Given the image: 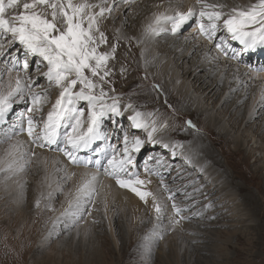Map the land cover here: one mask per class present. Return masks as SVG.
Returning a JSON list of instances; mask_svg holds the SVG:
<instances>
[{"label": "bare ground", "instance_id": "bare-ground-1", "mask_svg": "<svg viewBox=\"0 0 264 264\" xmlns=\"http://www.w3.org/2000/svg\"><path fill=\"white\" fill-rule=\"evenodd\" d=\"M89 2L99 5L104 0H89ZM207 2L226 5L223 11L227 13L232 7L248 9L252 4L258 3V0H207ZM107 3L112 6V11L110 15L105 14L106 18L101 21L100 27L108 42L101 45L99 51H110L111 46L114 45L111 40L115 37H118L121 44L129 42L132 47L139 49L142 59L145 60L144 67L162 79V83H165L170 90L184 98V102L197 113L206 117V125L213 128L207 131L208 140L213 141L212 132H215L219 140L229 141L235 150H244L250 156L259 152L261 155L259 165L264 169L262 138L264 119H261L259 126L256 124L255 127L263 132L261 136L253 129L254 123L247 126V123L255 121L264 111V100L261 99L264 92V64L260 63L264 60V47H258L263 51L260 57L255 51L254 54L258 59L253 62L246 56L251 54H246L239 61L231 59L230 50L225 56L215 47V44L220 42V37L223 36L233 48L239 42L232 40L231 34L223 28L211 42L200 35L197 24L199 5L196 4V0H115V3L113 0H107ZM189 7H194L197 15L176 33L171 32L170 23L162 22L157 35L145 34L147 26L153 22L156 15H173L175 11H187ZM18 11L20 9L9 10V14ZM17 48L20 46L13 45L8 52ZM121 52L125 51L121 50ZM17 54L21 60L24 58L29 60L28 76L36 78L39 72L47 70L45 63L41 62V67L38 66L37 71L36 61L40 60L39 57H33L31 61V56L25 57L22 48ZM110 61H116V58ZM9 67L11 64H5L3 58H0V83L7 82ZM17 70L13 69V77ZM20 75L23 76L24 73L20 72ZM107 79L116 84L117 78L110 75ZM40 88L47 89V101L41 110L34 114V119L42 125L59 96L60 89L54 85L49 86L45 78ZM230 100L232 101L229 102ZM120 103L122 109L128 104L127 101ZM142 104L133 105L142 112ZM222 105L224 109L221 111L219 109ZM29 106L27 98L21 101L16 97L13 107L0 120V156L8 147V143L18 140L23 144V159L20 161L23 170L8 181L4 180L5 174L0 173V201H2L0 222H8V231L16 232L15 236L20 242H22L19 236L21 232L31 235L36 254L37 251L45 250L43 255H36L41 264H68V261L70 263L75 259L68 257L75 256L76 252L82 256L80 258L82 264H93L94 261L97 264H104L108 258L104 252L108 249L109 243L112 245V250L121 255L123 246L118 234L122 232L126 244L132 247L138 235L144 233L147 228L150 229V237L143 236L139 239L141 242H138L145 244L146 247L153 246L157 252L156 256L166 258L170 264H182L183 258L187 259L186 264H191L190 256L195 250L211 254L214 259H221L222 256L227 258V242L232 243L233 238L239 233L244 236L249 233L251 219L245 211L240 194L229 179V177L234 179L236 176L234 172L230 175L227 171L221 170L217 154L206 145L204 137L201 138L198 132L202 130L197 123L195 124L199 131H190L188 134L192 137L191 145L173 138L167 129L157 134L158 138L163 137L165 142L170 139L183 144V148L175 149V155L172 148L166 150L160 145L151 144L143 148L139 155L134 154V168L131 171L141 179L150 181L142 187V190L156 196L162 209L157 216L151 196L147 197L145 202L130 189L118 186L115 177L105 174L103 165L106 164L107 156L101 150L106 149L110 155L112 151L110 145L115 144L119 151L123 140V136L117 140L111 134L103 132L105 120L102 126V135L105 138L99 140L100 148H95L96 141L91 148L77 153L82 161L92 159L93 163L87 166L83 163L73 164L61 150L64 146V133L68 130L67 125L59 129L56 145L43 148L32 143V138L27 135L26 130L21 131L27 126ZM78 107L84 109L81 120L86 130L88 105L86 102H80ZM229 110L228 115L226 111ZM233 110L237 111L242 119L237 120L236 117H232ZM131 114L126 112L121 120L126 132L129 136L139 135L141 138H146L143 130L131 127L130 121L127 120V116ZM145 118L154 119L147 116ZM162 123L157 121L158 126ZM156 147L157 155L154 151ZM148 149L150 151L144 163L141 162V167H138L140 166L137 162L138 157ZM217 149L225 156L222 147ZM158 155L167 156L171 161L170 165H174L173 169L185 175L186 179H192L191 185L186 186L190 189L188 193L180 192L183 182L174 184L177 182L171 178L174 174L168 179L163 178L168 177L165 176L168 168L163 172L166 167L157 160ZM96 159L101 161L99 167L95 165ZM29 160L31 162H28ZM145 169L149 171L146 172ZM92 174L96 175L95 192L81 200L75 217L64 214L70 204L75 206L77 188L82 182L90 179ZM169 196L173 199H169ZM181 197H185L186 201ZM37 200L41 202L39 208L36 206ZM173 200L183 209L180 216L184 219L175 216L172 209ZM183 206H186L185 209L193 208L190 212H185ZM39 216L40 218L37 219ZM220 216L224 217L223 220H211ZM174 218L179 220L178 224L173 223ZM44 219L47 221L49 219L50 223L42 227ZM34 225L39 226L35 237L32 236ZM68 230L67 235L59 238ZM221 232H226V239L221 238ZM149 238L151 241L147 240ZM200 247L202 250L199 249ZM210 261L203 260L202 263L214 264Z\"/></svg>", "mask_w": 264, "mask_h": 264}, {"label": "snow or ice", "instance_id": "snow-or-ice-1", "mask_svg": "<svg viewBox=\"0 0 264 264\" xmlns=\"http://www.w3.org/2000/svg\"><path fill=\"white\" fill-rule=\"evenodd\" d=\"M196 4L199 5L197 24L200 35L211 42L223 28L231 34L232 40L241 45L240 49H235L221 36L215 47L225 56L230 50L231 59L239 61L246 54L255 52L258 47H264V0H258V3L244 10L232 7L227 13L223 11L226 7L224 4L208 3L207 0H196ZM14 9L20 11L9 14V10ZM111 11L112 6L107 0L99 5L90 3L89 0H0V58H3L5 64H11L7 69V82L0 83V120L13 107L16 97L21 101L27 98L30 104L27 109V126L21 131L26 130L27 135L32 138V143L43 148L56 145L59 129L67 125L68 130L64 133V146L61 150L71 163H83L87 166L93 163L92 159L82 161L77 153L91 148L94 142L105 138L102 135L105 119L115 121L118 117H124L126 112H131L132 114L127 116L131 127L143 130L146 138L139 135L129 136L125 132L119 151L115 144L110 145V155L106 149H102L107 156L103 170L108 176L115 177L118 186L130 189L141 200L146 202V198L151 196L154 210L159 216L162 209L156 196L142 190L150 181L141 179L131 171L134 168V154L140 153L151 144L160 145L166 150L172 148L175 155V149L183 148V144L170 139L165 142L163 137L158 138L157 134L169 127L167 121L158 126L156 119L145 118L152 117L153 113H142L132 103L122 109L119 97H109L108 92L104 90L105 85H111V81L107 79L113 71L109 67V61L115 58L117 46L112 45L110 51H99L100 46L108 42L100 24L106 18L105 14L110 15ZM196 15L194 7H189L187 11L177 10L173 15H156L153 22L147 26L145 34L157 35L162 22L170 23L171 32L176 33ZM13 45H19L20 48L9 53L8 49ZM21 48L25 57L40 58L36 61L37 71L41 62L45 63L47 70L39 72L36 78L28 76L29 60H21L17 54ZM13 69H18L15 77L12 75ZM20 72L24 75L21 76ZM40 77L45 78L49 86L54 85L60 89L59 96L42 125L34 119V114L39 112L47 101V89L40 88L37 83ZM155 87L158 89L159 85ZM111 90L114 91V85ZM109 99L111 103L108 102ZM261 99L264 100V92ZM80 102H86L88 105L86 130L81 120L84 109L78 107ZM165 104L167 105V101ZM173 111L175 112V109ZM189 129L199 131L191 119L185 120L179 128L180 131ZM22 149L23 144L20 141L10 142L0 156V173L5 174V181L14 178L23 170L20 163L23 159ZM95 165L99 167L101 161L96 159ZM95 180L96 175L92 174L90 179L82 182L77 188L75 206L70 204L64 214L74 217L77 215L81 200L95 192ZM169 199L173 197L169 196ZM40 203V200L36 201L37 208ZM172 209L176 217L184 219L180 216L183 209L174 200ZM173 223L178 224L179 220L174 218Z\"/></svg>", "mask_w": 264, "mask_h": 264}, {"label": "rangeland", "instance_id": "rangeland-1", "mask_svg": "<svg viewBox=\"0 0 264 264\" xmlns=\"http://www.w3.org/2000/svg\"><path fill=\"white\" fill-rule=\"evenodd\" d=\"M111 41L117 46L115 52L116 61H109V67L113 70L111 77L115 79L117 78V80L116 84L111 82V85H105L104 90L108 92L109 97H113L114 95L119 97L120 102L127 101L128 103H132L134 105H140L143 103V113H153L154 115L151 118L161 122L167 121L169 125L167 130L170 132L171 136L187 145H191L192 143V137L188 135L189 132L197 131L192 129H189L188 131H180L179 128L183 126L185 120L191 119L193 123H197L200 126L199 128L202 130V132L200 131L201 133H198L202 136L201 138L204 137V140L207 142L206 145H208L211 150L213 149L214 153L217 154V158L220 161L219 166H221V170L227 171L230 175L234 172V176H236L234 179H231V177H229V179L234 184L237 192L240 194L245 211L247 212L248 217L251 219L249 233L245 236L244 234L239 233L236 238H233L232 243L227 242V258L222 256L221 259H214L211 254H208L204 251L195 250L194 254L191 255L190 253L191 264H203V260H211L210 262H214V264H264V169L259 165L261 161V155L259 152L255 153L254 156H250L244 150H235L232 148V145L229 141H225L223 139H220V141L218 139L219 136H216L215 132H212L214 133V135L211 137L213 141L211 139L208 140L207 131L209 132L213 128H210L206 125V117L197 113L192 107L184 102V98H181V96H179L175 91L170 90L165 83H162V79L144 67L145 60L142 59V54L139 49L132 47L129 42L127 44H121L118 37L113 38ZM14 46L16 47L17 45ZM235 49H240V45L236 44ZM121 50H124L125 52L123 53ZM256 51L258 57H260V55L263 53L262 48H257ZM254 53L255 52L249 53L251 55H246L252 62L258 59ZM30 58L32 61L33 57ZM260 63L264 64V60H261ZM39 67H41V64H39ZM42 80L43 78H39L37 83L40 85ZM112 85H114V91L111 90ZM156 85H159L158 89L155 87ZM96 91L98 92L99 88H97ZM165 101H167V105H171L172 107L169 108L165 104ZM231 101L232 100L229 102ZM108 102L110 103L111 100L109 99ZM224 106L222 105L219 110L222 111ZM173 109H175V112ZM227 112L229 115L230 110L226 111V113ZM224 113L225 112H222V114ZM231 116L236 117L237 120L242 119L240 115H238V112H235V110H233ZM122 118L123 117H118L114 122H112V119H105L103 132L109 133L113 136V138L119 140L123 136V133L126 132V129L121 122ZM256 118L257 121L255 120L251 123H247V126L254 123L253 129L259 136H261L263 132H260L261 130H257L255 127L256 124L259 126L261 119H264V111H262V113ZM262 138L264 139V136H262ZM209 141L211 142L209 143ZM217 147H222L224 150V155L226 157L228 156V158L223 156ZM95 148H100L99 140L97 141ZM149 151L150 150L148 149L145 153L138 157L137 162L138 165H140L138 167H141V164L144 163ZM154 151L157 155V147L154 149ZM157 160L160 161V164L163 165V167H166L163 172H165L168 168V172L165 174V176L168 177L163 178L168 179L172 174H174V176L171 177L177 181L174 184L178 185V183L183 182L182 186H180V192L188 193V190L190 189H188L186 186L191 185L192 179H186L185 175L183 176L181 173L177 172L176 169H173L174 165H170L171 161L169 158H167V156L160 157L158 155ZM256 166L258 168H256ZM255 168L256 171L254 170ZM185 197H181V199L185 200ZM1 202L2 201H0V206L2 205ZM48 204L50 207V203ZM183 207L185 209L186 206ZM192 208L193 207H188V210L185 209V212H190ZM39 218L40 216L37 217V219ZM223 218L224 217L220 216L218 218H211V220L221 221ZM45 220L46 219H44V224H42V227L47 226L50 223L49 219L48 221L46 220L47 222ZM7 223L0 222V264H41L38 261L36 255H43L45 250L37 251L36 254V251L34 250L35 247L33 246L30 238L31 235L21 232L19 236L21 237L22 242H20V240L15 236L16 232L10 230L8 231ZM39 226H41V224ZM39 226L34 225L32 232L33 237L37 235ZM149 230L150 229L147 228L144 233L138 235V238L132 244L133 248L128 247V244H126L127 242H125L124 235L121 234L122 232L118 234L123 246V250L121 249L120 252L121 255L119 256L118 252L112 250V245L109 243L108 249H106L104 252V254H107L108 260L106 259L104 264H170L166 258L156 256L157 252L153 246L146 247L145 244L140 243L141 240L139 239L141 237H150ZM68 233L69 230L64 231L59 236V238L67 235ZM220 235L223 239L227 238L226 232H221ZM147 240L151 241V238ZM199 249L202 250V247ZM221 251L223 252L224 250ZM74 255L75 256L68 257V259H70V257H75L74 261L72 260L73 262L70 263L68 261V264H82V259H80L82 257L81 254L76 252ZM187 256H189L188 252ZM186 260L187 259L183 258L182 264H186ZM92 263L97 264L95 261Z\"/></svg>", "mask_w": 264, "mask_h": 264}]
</instances>
